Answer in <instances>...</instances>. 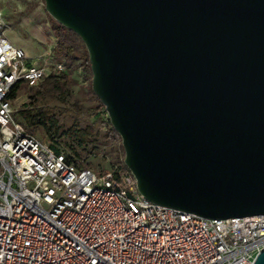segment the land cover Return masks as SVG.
I'll list each match as a JSON object with an SVG mask.
<instances>
[{
    "label": "water",
    "instance_id": "obj_1",
    "mask_svg": "<svg viewBox=\"0 0 264 264\" xmlns=\"http://www.w3.org/2000/svg\"><path fill=\"white\" fill-rule=\"evenodd\" d=\"M43 2L83 43L145 200L210 220L264 215V0Z\"/></svg>",
    "mask_w": 264,
    "mask_h": 264
},
{
    "label": "built area",
    "instance_id": "obj_2",
    "mask_svg": "<svg viewBox=\"0 0 264 264\" xmlns=\"http://www.w3.org/2000/svg\"><path fill=\"white\" fill-rule=\"evenodd\" d=\"M65 70L32 65L0 14V264H253L264 215L210 220L157 206L124 165L79 169L16 122L14 87Z\"/></svg>",
    "mask_w": 264,
    "mask_h": 264
},
{
    "label": "rangeland",
    "instance_id": "obj_3",
    "mask_svg": "<svg viewBox=\"0 0 264 264\" xmlns=\"http://www.w3.org/2000/svg\"><path fill=\"white\" fill-rule=\"evenodd\" d=\"M0 14L5 24V36L27 55L30 63L42 66L61 63L66 73L76 84L65 89L46 105H42L46 115L45 126L27 130L19 116H15L29 134L42 143L51 144L68 156L80 155L83 165L97 175L119 167L124 159L120 138L110 133L108 117L104 108L94 116L78 114L70 106L79 102L85 108L95 105L91 102V74L84 70L80 61L70 57L64 50L72 47L75 52L85 51L80 39L70 31L60 28L45 12L43 0H0ZM33 94L25 85L16 93L13 100L14 112L23 111V115L33 102ZM30 135V134H29Z\"/></svg>",
    "mask_w": 264,
    "mask_h": 264
},
{
    "label": "trees",
    "instance_id": "obj_4",
    "mask_svg": "<svg viewBox=\"0 0 264 264\" xmlns=\"http://www.w3.org/2000/svg\"><path fill=\"white\" fill-rule=\"evenodd\" d=\"M60 28H62L60 26ZM64 50L70 57H73L76 60L80 61V65L84 70L89 71L90 73V67L88 62V57L86 51H84L82 54L75 52V50L72 47L65 46L63 48L56 49V51ZM91 74V73H90ZM76 84V82L71 78V75L64 72L60 75H51L47 78H45L38 86L33 88H27L30 92L33 94L34 101L30 103L29 109L24 113L26 115H23V111H17L14 112V119L15 116H19L21 121L24 123L25 127H27V130L30 128H36L39 129L40 127L45 126V122L43 120L44 116L46 115L44 108L42 105L48 104L50 101H52L57 95L61 94L65 89L71 88ZM21 89V85H16L14 89L9 94V100H14L16 93ZM91 102H94L95 105L91 108H85L82 104L79 102H75L72 106H70L71 111H75L78 114H87L88 116H94L97 114V111L102 109L103 106L100 104V102L97 100V98L94 96V94L91 92ZM108 127H111L109 122L107 123ZM32 130H30L29 134L33 135ZM110 133L115 136L116 138L118 135L113 131L110 130ZM119 138V137H118ZM67 160L69 162L74 163L79 169H89L83 165V158L75 154L73 156L71 153L66 156ZM123 165V162L121 163ZM91 170V169H90Z\"/></svg>",
    "mask_w": 264,
    "mask_h": 264
}]
</instances>
